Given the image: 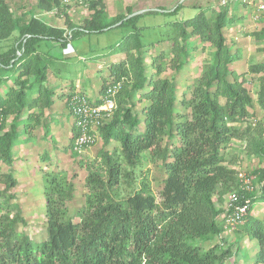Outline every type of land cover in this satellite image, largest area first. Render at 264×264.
<instances>
[{
  "label": "trees",
  "instance_id": "1",
  "mask_svg": "<svg viewBox=\"0 0 264 264\" xmlns=\"http://www.w3.org/2000/svg\"><path fill=\"white\" fill-rule=\"evenodd\" d=\"M35 1L39 14L59 5V0ZM185 1L178 0L171 11L160 7L129 19L133 12L127 7L106 22L105 2L96 0L82 23L67 16L57 27L37 16L17 19L6 0H0V42L18 34L0 53V170L5 169L0 173V264H238L239 257L243 258L239 264L246 260L264 264V213L262 217L252 213L254 204H264V169L251 173L259 184L256 196L252 177L245 176L252 190L243 189L237 172L224 165L222 153L231 139L249 132L248 128L243 132L241 124L250 118L252 107L244 78L239 80L231 69L239 57L226 41L234 17L229 3L239 2H219L217 12L212 11L214 6L189 7L197 11L193 17L164 24L149 43L144 41L148 28L137 26L144 15H177L187 8ZM115 28L130 31L117 45L120 59L107 67V75L99 76L95 100L71 81L60 88V81L50 80V73L60 79L56 65L62 60L51 52L50 44L64 49L83 35ZM252 36L264 42V28ZM155 41L167 44L168 53L151 55L147 64L146 48ZM199 44L211 48L210 58L191 84L177 93L178 77L194 61ZM167 66L172 75L162 77ZM248 71L263 74L264 60ZM116 84L120 85L116 109L98 128L102 146L96 158L76 162L86 172V191L78 200L77 175L69 178L64 170L53 169L50 157L59 149L78 155L74 142L80 132L73 103L100 105ZM59 100L72 117L65 146L55 144L51 132L58 118L45 114ZM256 102L264 116V76L259 78ZM258 135L247 139L264 163V139ZM48 140L51 151H43L39 160L45 164L36 166L44 232L32 239L20 207L11 204L21 174L13 166L21 147ZM149 163L159 167L163 178L158 198L142 168ZM227 193L238 195L239 206L248 201L246 213L232 227H226L232 210L219 208L216 201L222 202ZM229 233L237 238L234 252L227 245Z\"/></svg>",
  "mask_w": 264,
  "mask_h": 264
},
{
  "label": "rangeland",
  "instance_id": "2",
  "mask_svg": "<svg viewBox=\"0 0 264 264\" xmlns=\"http://www.w3.org/2000/svg\"><path fill=\"white\" fill-rule=\"evenodd\" d=\"M105 2V20L109 21L112 17L123 14L127 7L131 8L132 12L137 11L143 12L146 9L160 8L165 9L164 11H171L176 6L178 0H103ZM14 17L24 18L28 20L33 16H37L45 21L51 20V25L61 27L63 20H58L52 15H45L44 13L39 14L36 8L35 0H6ZM220 0H189L185 2L187 8L182 9L175 16H165L162 14H150L142 16L138 22V27H147V33L145 42L149 43L155 40V33L158 29L166 23L172 21H180L182 18H191L197 11L192 8L201 7L202 9L209 6H214L212 11L217 12L216 5ZM230 13L234 17L230 21V25L227 27L226 41L231 53L238 55V61L231 66L240 77L239 80L244 78L250 97L252 99V107L249 108L250 118L241 124L243 132L248 128L249 132L243 138H233L222 150L224 165L237 172L238 178L243 176H251V173L256 169H264V163H261L259 158L254 154L251 143L247 139L252 133L260 138L264 139V116L257 106V91L259 88V78L264 76L263 74L253 75L248 69L250 65L257 64L264 60V42H258L252 36L254 32L260 31L264 28V11L257 12L256 8L241 7L240 3L230 2ZM147 11L143 12L146 13ZM212 13V12H211ZM79 14V12L77 13ZM89 14L82 11L80 15L75 18V22L78 24L82 23L83 18H88ZM62 21V22H61ZM130 31V28H115L105 31L101 34L83 35L77 39H74L64 49H58V47L50 44L52 53L55 49L58 51L57 56H61L62 60L56 65L61 70L60 79L54 78L55 76L50 73V80L53 83L58 84L59 81L62 84L60 88L64 87L70 81L73 83L75 88H83L85 95L93 100L97 96V92L101 81L100 77L107 75V67L111 63L117 62L121 53L118 51L117 45ZM17 32H14L13 36L7 41L0 42V53L8 49L17 38ZM204 48V50H203ZM147 59L145 62L149 64V57L156 55L157 52L163 51L165 54L168 53V47L165 43H157L156 41L152 46L149 45L146 48ZM211 48L209 46H201L199 44L196 47L194 54V61L189 63L185 69L181 72L177 80V93H181L185 87L199 75L201 65L204 61H208L210 58ZM100 70V72H98ZM172 69L167 66V71L162 74V77H169L172 75ZM100 76V77H99ZM64 89V88H63ZM62 89V90H63ZM93 89H96L93 91ZM58 91H62L57 89ZM64 103L62 100L53 107V114H59L63 111ZM140 107V104L137 108ZM70 116L65 114L64 116L58 117L56 124L52 126L53 139L55 144L59 146H65L69 143L70 136ZM261 127L260 129L258 127ZM22 144V143H21ZM49 140L42 143H29V148L24 147L18 162L14 164L13 169L19 170L21 173L17 177L19 183L18 186L12 191L15 195L14 200L11 204H17L23 214V217L28 222L27 232L32 239H39L42 237L44 232L43 219L41 217V201L42 197L38 194V187L36 178L37 171L36 166L38 164L44 165L45 162H41L42 154L46 149H50ZM102 146L101 140L97 137L96 142L89 148L83 149L81 152H77L78 155L73 157L69 150L62 152L60 149L58 152H52L51 163L53 169L64 170L70 178L73 174L77 175L74 184L77 194V199L80 200L81 195L86 191L84 188V179L86 172L78 167L77 161H93L96 158L100 148ZM51 151V150H49ZM24 171L22 172V169ZM143 171H147L148 182L151 186L152 192L158 198V192L162 188V176L159 167L155 164H145ZM2 167L0 170L4 172ZM32 173V175L30 174ZM34 173V174H33ZM30 174V175H29ZM253 192L256 196H259L260 190L258 189V182L256 178L252 177ZM3 186L0 183V188ZM41 190V189H40ZM125 193V192H124ZM228 193L222 197V202L217 201L219 208L226 207ZM216 198V197H215ZM78 203V202H77ZM253 215L262 217L264 213V204L256 203L252 208ZM228 234L227 245L232 246V251L237 249V238ZM247 243V242H245ZM248 252L244 253V256ZM251 255V254H250ZM243 258H236L238 264ZM247 261V262H246ZM241 264H252L251 261L246 260Z\"/></svg>",
  "mask_w": 264,
  "mask_h": 264
},
{
  "label": "built area",
  "instance_id": "3",
  "mask_svg": "<svg viewBox=\"0 0 264 264\" xmlns=\"http://www.w3.org/2000/svg\"><path fill=\"white\" fill-rule=\"evenodd\" d=\"M94 1L96 0H59V5L46 14L61 20H65L67 16L73 18L79 11H89V6ZM236 1L241 4V7L246 4L248 7L256 8L257 12L261 13L264 11L263 0ZM225 2V0H222L221 4ZM119 87L120 85L116 84L108 88L106 94L102 97L100 105L94 106L80 100L73 103L72 114L80 132L74 142V150L78 153L85 148L91 147L96 142L98 128L111 119L116 109V95ZM241 181L243 189L252 190L250 181L245 176L241 177ZM238 199L236 193L228 195L226 209H231L232 213L226 220V227H232L238 223L241 216L246 213L248 201L245 200L243 205L239 206L237 205Z\"/></svg>",
  "mask_w": 264,
  "mask_h": 264
},
{
  "label": "crops",
  "instance_id": "4",
  "mask_svg": "<svg viewBox=\"0 0 264 264\" xmlns=\"http://www.w3.org/2000/svg\"><path fill=\"white\" fill-rule=\"evenodd\" d=\"M186 1H189V0H186ZM185 1V2H186ZM222 0H220V2H221ZM217 6V5H216ZM162 8V7H161ZM156 9H159V8H155V9H146V10H143V11H150V10H156ZM165 10V9H164ZM83 11V10H82ZM82 11H79V14H76V16H74L73 18H71L74 22H75V18H77L79 15H80V13L82 12ZM85 13H87V14H89V11H84ZM135 12H137V11H135ZM134 13V12H133ZM45 15H47L46 13H44ZM58 19V18H57ZM84 19V18H83ZM58 20H61V19H58ZM45 21V20H44ZM46 23H48V24H50V23H52V19L51 20H48V21H45ZM62 22V21H61ZM76 24H78L77 22H75ZM53 46H55V47H57L56 45H53ZM57 49V48H56ZM55 49V52H57V53H54V55H58V51ZM59 58L61 57V56H58ZM76 89H80V88H76ZM96 89H93V91H95ZM96 92H98V91H96ZM97 97V96H96ZM96 97H94V100L96 99ZM59 102V101H58ZM57 102V103H58ZM57 103H55L54 104V106L53 107H55L56 106V104ZM53 107L51 108V111H49V112H45V114H50V115H53V116H55V117H61V115H63V114H67V110L65 109V107H63V111H65V112H60L59 114H56V113H54L53 114V112H52V109H53ZM72 123V117L70 116V123H69V125ZM22 148V150H23V148L24 147H21ZM21 150V151H22ZM20 151V152H21Z\"/></svg>",
  "mask_w": 264,
  "mask_h": 264
},
{
  "label": "water",
  "instance_id": "5",
  "mask_svg": "<svg viewBox=\"0 0 264 264\" xmlns=\"http://www.w3.org/2000/svg\"><path fill=\"white\" fill-rule=\"evenodd\" d=\"M184 0H182V2H183ZM143 12H145V11H143ZM143 12H139V13H137V12H134V13H132L130 16H128L127 17V19H129V18H131V17H133V16H135V15H139V14H142ZM121 24V22L120 23H118L117 25H115V26H118V25H120Z\"/></svg>",
  "mask_w": 264,
  "mask_h": 264
}]
</instances>
